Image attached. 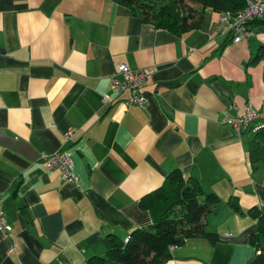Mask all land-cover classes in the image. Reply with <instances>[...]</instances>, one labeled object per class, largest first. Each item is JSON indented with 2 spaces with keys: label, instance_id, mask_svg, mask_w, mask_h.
Instances as JSON below:
<instances>
[{
  "label": "crops",
  "instance_id": "1",
  "mask_svg": "<svg viewBox=\"0 0 264 264\" xmlns=\"http://www.w3.org/2000/svg\"><path fill=\"white\" fill-rule=\"evenodd\" d=\"M217 16L204 7L175 33L114 0H0V264L102 255L107 234L153 222L139 199L173 169L218 197L205 214L215 238L186 237L161 264H264L246 212L264 211V165H250L246 136L225 119L249 105L264 127V20L232 42ZM120 62L152 67L142 105L111 90ZM58 149L73 182L38 156Z\"/></svg>",
  "mask_w": 264,
  "mask_h": 264
},
{
  "label": "trees",
  "instance_id": "2",
  "mask_svg": "<svg viewBox=\"0 0 264 264\" xmlns=\"http://www.w3.org/2000/svg\"><path fill=\"white\" fill-rule=\"evenodd\" d=\"M154 27H165L175 33L197 25L204 7L212 10L241 8L244 0H114ZM195 4H198L196 6ZM247 138L246 151L250 165H264V127L242 132ZM219 199L206 191L192 177H184L173 169L162 184L143 194L139 205L150 208L155 218L152 223L131 230L124 240L112 234L104 237V253L90 255L81 264H161L170 257L169 246L177 245L189 236L215 234L205 229V214L214 210ZM234 211L242 212L236 201L227 202ZM246 212L256 221V233L264 238V211L256 206Z\"/></svg>",
  "mask_w": 264,
  "mask_h": 264
},
{
  "label": "built area",
  "instance_id": "3",
  "mask_svg": "<svg viewBox=\"0 0 264 264\" xmlns=\"http://www.w3.org/2000/svg\"><path fill=\"white\" fill-rule=\"evenodd\" d=\"M264 20V0H244L241 8L234 12L228 9L218 11L216 27L225 30L229 34L232 42L245 38L251 33L250 25L253 19ZM152 72V67H131L124 62L116 64L113 72L109 76V86L117 96L121 92H126L122 98L125 104L142 105L147 98L143 87L147 76ZM104 101L110 100L107 95H103ZM235 111L225 119L236 135H240L244 130H255L262 127V111L254 109L249 105L242 108L233 106ZM71 130L65 133L69 134ZM38 156L44 161L48 169H57L63 180L73 182L75 175L71 171L72 160L70 154L64 150H53L50 152H40ZM10 225L5 221L2 205L0 201V231H8ZM128 235L125 237V239Z\"/></svg>",
  "mask_w": 264,
  "mask_h": 264
}]
</instances>
